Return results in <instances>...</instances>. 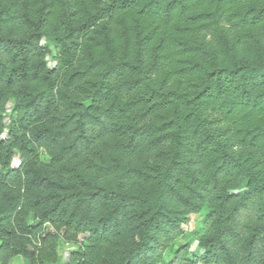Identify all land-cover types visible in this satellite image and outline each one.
I'll use <instances>...</instances> for the list:
<instances>
[{
  "label": "trees",
  "instance_id": "obj_1",
  "mask_svg": "<svg viewBox=\"0 0 264 264\" xmlns=\"http://www.w3.org/2000/svg\"><path fill=\"white\" fill-rule=\"evenodd\" d=\"M61 239L264 264V0H0V264Z\"/></svg>",
  "mask_w": 264,
  "mask_h": 264
},
{
  "label": "rangeland",
  "instance_id": "obj_2",
  "mask_svg": "<svg viewBox=\"0 0 264 264\" xmlns=\"http://www.w3.org/2000/svg\"><path fill=\"white\" fill-rule=\"evenodd\" d=\"M10 110H11V103H9L7 105V110L5 113L6 118L9 116ZM42 157H43V159L46 158L45 155H42ZM14 164H16V158H15ZM201 216H202V214H194V215L190 216V219H189L187 225L185 226L186 234L177 242V245H180L181 243H184V242H188L189 247H190V252L193 254H197L196 242L193 239V237L190 236V234H191V232H194L198 228ZM72 249H73V247L71 246V244L64 242V239H61L59 241V245H58V262H59V264H63L65 262L66 257H67V253ZM10 264H25V261L21 257H15L14 259H12Z\"/></svg>",
  "mask_w": 264,
  "mask_h": 264
}]
</instances>
